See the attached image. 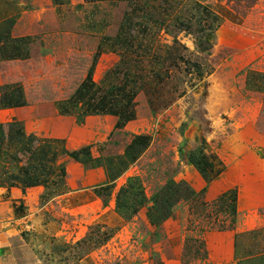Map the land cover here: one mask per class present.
<instances>
[{
	"label": "crops",
	"instance_id": "1",
	"mask_svg": "<svg viewBox=\"0 0 264 264\" xmlns=\"http://www.w3.org/2000/svg\"><path fill=\"white\" fill-rule=\"evenodd\" d=\"M139 223L163 264H264V0H0V264H100Z\"/></svg>",
	"mask_w": 264,
	"mask_h": 264
},
{
	"label": "rangeland",
	"instance_id": "2",
	"mask_svg": "<svg viewBox=\"0 0 264 264\" xmlns=\"http://www.w3.org/2000/svg\"><path fill=\"white\" fill-rule=\"evenodd\" d=\"M231 1H233V6L239 5L242 11H246L258 0ZM196 59L199 60V58L195 57L194 60ZM201 66L205 68V71L210 69L205 63H202ZM170 140L171 137H168L166 141L162 139L158 140L147 157L146 162L150 167L148 181L152 189H160V186L164 184L170 176L171 170L174 168L171 156L174 146L172 147ZM202 198L201 196H194L191 199L190 208L194 209L195 215L190 219V227L194 226L197 229L203 228L202 226L225 227L232 225V221L234 220L231 202L233 192L226 193L223 198L209 205L205 204ZM149 231L143 223L130 226L121 232L115 231L110 236V240H104L105 244L104 242L100 243V264H162V261L158 258L161 254L151 247L153 243L151 238H154V234H151ZM128 233H131V235ZM190 239V247L194 245L193 248L191 247V249L187 250L186 258H191L197 253L195 250L199 244L198 238L191 237ZM103 244L104 246L102 247ZM154 252H158L159 255ZM163 253L165 257L170 254L165 251Z\"/></svg>",
	"mask_w": 264,
	"mask_h": 264
},
{
	"label": "trees",
	"instance_id": "3",
	"mask_svg": "<svg viewBox=\"0 0 264 264\" xmlns=\"http://www.w3.org/2000/svg\"><path fill=\"white\" fill-rule=\"evenodd\" d=\"M210 47V44L209 43H201L200 44V48L201 49H207V48H209ZM92 69L90 70V72H89V79L91 78V74H92ZM229 192H233V198H232V209H233V212H234V215H235V213H236V203H237V190L236 189H234V190H231V191H229ZM228 193V192H227ZM226 194H224L223 196H221L218 200H220L221 198H223L224 196H225ZM198 196H201L202 197V195L200 194V195H198ZM218 200H216V201H218ZM215 201V202H216ZM163 264V263H162Z\"/></svg>",
	"mask_w": 264,
	"mask_h": 264
}]
</instances>
